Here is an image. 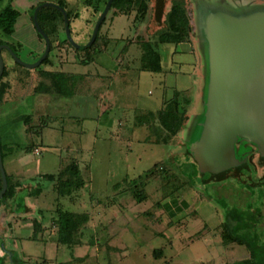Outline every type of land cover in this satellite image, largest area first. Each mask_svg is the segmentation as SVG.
<instances>
[{
    "label": "rangeland",
    "instance_id": "rangeland-1",
    "mask_svg": "<svg viewBox=\"0 0 264 264\" xmlns=\"http://www.w3.org/2000/svg\"><path fill=\"white\" fill-rule=\"evenodd\" d=\"M35 1L37 2V0ZM35 1L14 0V4L21 9L22 15L18 19L16 32L8 36V40H17L23 44L21 50L18 51L19 56L28 63L35 61L38 38L31 19L28 21L29 24L24 27L21 25L30 18L29 9L32 4L36 3ZM44 1L50 2V0ZM169 6L168 3L165 11ZM138 7L137 4H134L130 12L124 15H118L119 12L111 10L101 31V35L108 36L111 41L106 49L100 51L95 59L88 64L78 63L81 57L79 56L77 59L74 52L69 49L70 47H65L70 52L66 57L57 48L58 45L56 46V50L52 53V57H56V59L46 67L66 70L65 72L71 73L64 78L65 87L69 91V94L66 95L68 98L58 97L59 94L54 96L51 92L46 95H43L44 92L42 95L34 94L32 89L38 84L36 79L38 82L41 80L34 78L36 72H30L34 77L31 74L27 78L24 76L23 70H15L17 71L13 76L15 86H18L16 80L19 77L27 78V81L20 84V92L15 91V95H18L11 99L24 97L7 104L5 107H12L7 114L0 113L2 136L0 143L4 154L3 163L9 173H14L10 176L11 184L18 186L22 183L27 186L26 182L31 180V176H35L39 172L56 171L59 160L63 167L72 160H77L80 163L83 177L93 178L91 186L93 189L90 185L82 188L85 192L80 197L81 199H92V205L91 203H81L72 206V196L61 197L58 201V194L52 186L53 184L51 185V181L48 182L50 187L43 186L44 190L40 194L34 191L31 193V190L27 189L22 190L21 186L18 187L21 191L9 198L7 204L12 207L14 204L12 213L25 212L24 205L29 203L28 201L31 199L29 196H31L43 208V213H46V223L47 225L51 224V231H55L52 228L54 225L52 220L57 215L55 208L58 202L64 209L72 211H85L94 206L95 215L98 217V211L105 208L104 200L115 196L124 210L126 218L131 221V223L129 222L130 228L135 230V233L132 231L131 236L128 237L131 239L126 240L130 246L135 245V242L137 244V240L142 239L140 235L147 231L152 235L156 234V238L145 244L144 247L152 244L157 248L166 246L168 250L187 248L182 256L184 259L176 256L172 264H202L207 260H213L219 264H244L243 260L247 255H250L246 245L234 244L227 247L223 239L222 226L219 224L220 218L215 209L218 208L215 201L219 197L216 189H222L229 199L235 200L234 203L237 201L254 202L256 199L254 191L247 188L249 194L244 193L242 196L244 186L239 181L230 178L222 183L202 184L199 177H196L198 185H192L191 181L188 182L187 178L180 173L178 167L181 164L184 165L185 172H187L186 165L189 161L194 162V160L191 157H186L184 153L182 154L180 146H178L180 142L176 138L177 135L173 136L165 130H160V126H155L156 123L159 125L157 119L154 121L156 123L152 122L150 127L136 125V123L145 124L146 118L151 121L153 114L151 110H158L165 98L168 101L167 109L169 110L177 109L176 101L180 102L179 104L183 99L192 101L194 84L192 88L179 91V96L172 95L175 90L171 86L178 84L189 87L195 80L193 72L198 66L194 42L195 32L191 35L190 42L161 43L159 39V35L163 31V29L159 30L162 26L161 23L152 24L154 19L152 12L146 18H135V10ZM84 9L86 8L81 7V12ZM192 11L191 3L189 10L191 22ZM98 15L99 13H96L95 10L87 8L86 13H82L81 16L83 21L85 19L88 24H94ZM80 24L81 22H79V26H81ZM91 27L92 25L89 29ZM74 36L78 43H89V39L84 40L83 35L74 33ZM153 39L160 42L159 50L163 60V70L160 72L150 70L147 66L148 60L143 59L142 56L144 49L141 42ZM40 43L42 44L41 41ZM7 56H5V62L8 65L12 58L8 54ZM90 74L98 75L91 76ZM185 74L190 75V80L187 81L183 78ZM42 81L47 83L48 80L44 78ZM23 90L25 92H22ZM109 103L112 105L110 106ZM189 105L186 106L188 113V108L191 107ZM23 114L30 115L29 125L32 126L40 125V118L48 116L50 120H47L41 136L28 131V124L23 121L10 127H1L9 123L8 119ZM98 115L102 116L101 122L96 118ZM104 119L113 120L114 125L110 129L115 132L117 130L119 136L112 135L109 129L99 127L104 123ZM120 120H122V126L118 124ZM97 129H100L101 132L98 135H93L92 132ZM7 130L11 134L10 138L4 136V132ZM148 134L154 143L142 140ZM111 136L114 138L110 139ZM165 137H169V140L158 144L157 140L161 141ZM33 143L37 144L36 148H39L41 153L26 149ZM172 144L176 146L173 147V150L170 149ZM89 145L91 147H88ZM86 146L93 149L87 150ZM178 155L181 158L178 159ZM155 163H159L160 167L158 176L146 178V173L153 169ZM87 166L92 171H89ZM175 174L183 182L178 189L175 187L177 183ZM36 186H38L37 183ZM137 191L141 195H145L140 201L134 197V192L137 193ZM169 197L185 198L189 201L190 206L180 216V222L175 223L168 220L162 203ZM36 207L39 208V206ZM36 207L33 208L37 210ZM33 208H30V211L35 214ZM16 218L12 221L14 239H11L8 229H4L0 234L1 252L8 251L10 246L14 245L13 248L16 249L14 255L17 258H19L18 254L21 257L26 255L27 258H31V261L38 264L48 258L52 264L56 260L60 262L69 259L71 253L69 246H61L57 249L56 242L50 239L48 231L45 232V236L43 235V240L42 234L35 240L30 239L29 235H32L34 230L31 222ZM93 223L91 221L92 226H94ZM82 234L78 236V239L84 242L85 237ZM134 235L139 237L136 239ZM0 264H8V261L0 260Z\"/></svg>",
    "mask_w": 264,
    "mask_h": 264
},
{
    "label": "water",
    "instance_id": "water-1",
    "mask_svg": "<svg viewBox=\"0 0 264 264\" xmlns=\"http://www.w3.org/2000/svg\"><path fill=\"white\" fill-rule=\"evenodd\" d=\"M112 1L109 0L98 20L88 45L95 40ZM191 3L198 66L189 117L176 138L182 154L190 152L197 161L206 182L220 179L222 171L237 163L238 141L255 144L259 158L264 156V4L252 0H191ZM37 12L38 9L35 26L45 35L48 46L35 66L49 51V40L39 25ZM67 31L72 45L80 47L68 27ZM3 63L0 53V76ZM173 147L176 146L170 145V149ZM0 173L2 198L8 180L1 143Z\"/></svg>",
    "mask_w": 264,
    "mask_h": 264
},
{
    "label": "flooded vegetation",
    "instance_id": "flooded-vegetation-1",
    "mask_svg": "<svg viewBox=\"0 0 264 264\" xmlns=\"http://www.w3.org/2000/svg\"><path fill=\"white\" fill-rule=\"evenodd\" d=\"M31 1H35V0H31ZM72 1L70 0L51 1L50 0V2H47L44 0H37V2L35 1L36 2L35 4L31 5L29 9L30 18L26 22H23L21 27H24L25 25L29 24L28 21L31 19L32 20L31 23L36 28L35 21H34L35 11L36 9H38V12H37V18H38L39 11L41 9H46V8L51 9L52 13H54L53 14L54 18L48 21L47 24L52 27L53 26L55 27L53 31L55 36L53 37V39H51V37L45 32V30L41 26L39 19H38L41 29L48 37L49 51L46 57L43 59V61L40 62L39 65L35 66L34 64L37 63L42 58L48 46V41L45 35L36 28L38 46L36 48L37 56L35 58V61H33L32 63H28V62H25L23 59H21L18 51L21 50V48L23 47V44L17 40H13V41L8 40L9 39L8 36H11L16 32L17 30L16 25L18 23V19L22 15V11L19 7H17L14 4V0H0V10H2L5 6H8V4H11L14 8L18 9L21 13L17 19L15 30L12 34L7 35L0 29V42H1L0 43V53L2 55V59L4 62L3 63L4 64L3 73L0 76V84L1 83L7 84V89H6L4 100L0 104L1 114L2 113L7 114V112L10 111L11 106L5 107L7 104H9L10 102L16 101L19 98L24 97V96H21L14 100L11 99L18 95V94L15 95L14 93L15 91L20 92L19 90L20 84H23V82L27 81V78L31 74L33 75V73H30V72H36V77H34V75L33 77L40 78L41 79L40 81H42L43 77L37 76L40 74V71H43V70L44 71H57L56 69H49L46 67L48 64H52V62H54V60L56 59V57L55 58L52 57V53L56 50L57 45H58L57 48L60 51H62L66 55V57L68 56L67 54H70V52L67 51V48H65L68 46L70 47L69 49L74 52L77 59H79L78 57L80 56V53L79 51L76 50V47L72 45L71 41H69L67 27L69 29L70 36L74 39L75 42H76V39H75L74 33H76V35H79V34L83 35L85 37L84 40L89 39V43L92 40L96 24L98 20L100 19L102 13H104L109 0H83V1L74 0L73 2ZM113 2L114 0L112 1V4L110 6V9L107 15L105 16V18L103 19L102 23L99 26L96 38L99 34V31L101 33L103 25L107 21V18L110 15L109 13H111V10L114 9V12H119L118 8L115 5H113ZM252 2L255 4H260V3L264 4V0H252ZM168 3L170 6L168 10L165 11V8L168 5ZM133 4H137L139 6L138 9L135 10L136 11L135 18H139V19H143L144 17L146 18L147 15L150 14V12H152L154 16L152 24L158 25L161 23L162 26L159 30L163 29V31H165L167 28L166 26L167 15L169 14V11L171 10L172 6L180 4L189 13L190 6H191V0H134ZM142 4L146 5V8L143 10L141 9ZM81 7H85L86 9L82 10L81 12ZM87 8L93 9L95 10L96 13H99V15L96 17L94 24H88L85 21V19L84 21L82 19L81 15L82 13H86ZM161 11L164 12V15H162ZM118 15H124V14L119 12ZM79 22H81L80 24L81 26H79ZM91 25L92 27L91 29H89ZM95 40L92 42V44L95 42ZM40 41L42 42V44L40 43ZM148 41L154 42V39L148 40ZM76 43L77 45H80V46L87 45L86 47H89L92 45V44L88 45L89 43L81 44V43H78V41ZM157 44L158 45L156 46V49L160 52L159 50L160 42H158ZM63 45L65 46L62 47ZM7 54L12 58L11 60H9L8 65H7V62H5V56H7ZM46 59H47V62H44ZM15 70H23L24 76L27 77V78L23 77L22 79L19 77L16 80V84L18 86H15V78L13 79V76H15L16 74L14 72H17ZM37 80L38 79H36V82L39 84L40 81L38 82ZM37 85H35V87ZM35 87L32 89L33 92L35 90ZM22 92H25V90H23ZM34 94H37V93L34 92ZM27 117H30V115L23 114V115H19L18 117L17 116L13 117L11 119H8L9 120L8 124H5L1 127H10L13 124H19L21 121L25 123V120L28 119ZM4 136L6 138H10L11 134L9 130L4 132ZM0 138H2L1 132H0ZM236 152H237L236 154L237 163H235V165L227 169L229 170V172H227V174H223L225 176L224 179L221 178V180L212 181V182L222 183L223 181H226L229 178L239 181V183L244 186V190L241 195L243 196L244 193L248 195L249 193H248L247 188H251L255 193L254 195L256 199L254 200V202L248 201L244 203V201L243 202L237 201V203H234L235 201L234 199L232 198L229 199V197L225 195L224 191L218 188L216 189V192L219 197H217L218 200L216 199L215 201L216 204L218 205V208H215V209L217 210V214L220 218L219 224L222 226V232L224 231L223 227H225L224 226L225 221L227 222V220L229 219L231 223L230 225H232L234 233L236 235L246 237L248 242L251 244V247H248L246 245V248L250 254L248 255L249 258H252L251 250L254 249L255 258L257 260L258 259L264 260V156L262 158H259L258 147L249 141H238L236 143ZM193 163L194 162L189 161L187 166H190ZM5 171H6V175H9L6 168H5ZM196 185H198L197 182L195 183V186ZM2 188H3V180H2L1 189ZM1 199L2 198H0V208H2L3 212L0 214V217L3 214L5 215V213L6 214L9 213V210H8L9 208L2 203L3 200Z\"/></svg>",
    "mask_w": 264,
    "mask_h": 264
},
{
    "label": "trees",
    "instance_id": "trees-1",
    "mask_svg": "<svg viewBox=\"0 0 264 264\" xmlns=\"http://www.w3.org/2000/svg\"><path fill=\"white\" fill-rule=\"evenodd\" d=\"M133 1L134 0H114L113 5H115L120 13H128L130 12V9L133 7ZM146 5L142 4L141 9H145ZM20 11L16 8H14L11 4H8V6H5L2 10H0V29L5 33V34H12L15 30V25L17 22L18 17L20 16ZM54 13H52L51 9L46 8V9H41L38 13V19L45 30V32L53 39L54 35V29L55 27L50 26L47 24L48 21L54 18ZM166 30L163 31L159 35V39L161 43H169V44H181L184 42H190L191 41V35L194 33V28L193 24L190 20V15L187 12V10L182 7L180 4L178 5H173L171 10L169 11V14L167 15V20H166ZM111 39L108 36H102L100 31L99 34L95 40V42L89 46H80L76 47V50L79 51L80 53V59L79 63L81 64H88L89 62L93 61L95 59V56L100 53V51H103L106 49L108 43H110ZM1 43V42H0ZM157 41H144L141 42L143 46V59L148 60V65L150 70L153 71H161L163 69L162 67V56L160 52L156 49ZM47 62V59L44 61ZM71 73L65 72V71H40L39 76H42L43 79L45 78L47 83L40 81V83L35 87L34 92L35 93H40V92H54L57 91L60 94L67 95L69 94V91L65 87V76L70 75ZM6 89H7V84L6 83H1L0 84V104L4 100L5 94H6ZM174 95L179 96L180 92L175 91ZM168 101L167 99L164 100V104H166ZM177 103V109L174 110H169L164 107H161L156 113L152 114V119L151 121L146 118V122L150 123L153 122L154 119H157L159 122L160 130H165L167 131L170 135H177V133L183 128V125L185 121L188 119L189 114L187 112V105L191 103L190 100L183 99L182 103L179 104L180 102L176 101ZM181 106V107H180ZM181 109V110H180ZM28 119L25 120V123L28 124V131L32 134H37L38 136H41L43 134V128L47 124V120L49 119L48 116H42L40 118V125L37 126H32L29 125L30 117H27ZM50 120V119H49ZM158 133V131L156 130ZM161 132V131H160ZM1 139V138H0ZM169 140L168 138H163L161 141L157 140L158 144L162 142H167ZM36 148V144H31L28 147V150H34ZM1 152L2 156L4 158L3 154V149H2V144H1ZM186 157H191L194 160V163L190 166H187L188 168V173L185 172V166L181 164L179 165V171L180 173L185 176L188 180V182L191 181L192 185H195V180L196 177H199L201 180L202 184H207L208 182L212 181H217L225 178L223 174H227L229 170L227 171H222L220 175L222 177L220 179L216 180H210L203 182L202 180V175L201 171L199 169V166L197 165V161L194 159L192 154L190 152H187L185 154ZM177 157V156H176ZM181 158L180 155H178V159ZM184 167V169H183ZM159 163H155L153 165V169L146 173L145 177L148 178L150 176H158L159 174ZM191 169V170H190ZM174 175V174H173ZM11 175H7V180H8V188L3 195L2 199L3 204L7 206L11 212L14 211L12 206H9L7 204L9 198H12L15 196V194L19 190L18 187H22L21 189H27L28 191L31 190V193L42 192L43 186L47 185L49 181L55 182L54 189L58 194V201L60 200L61 197H65L68 195H71L73 190L75 188L81 187L84 185V179L83 176L81 175L80 172V164L77 160H73L71 163L65 165L57 174H42L39 176H35L31 178L30 181L26 182L27 186L23 185L21 183L18 184V186L11 184ZM177 183L175 185L176 189L180 188L183 184V182L180 180V177L176 176ZM178 177V178H177ZM191 177V178H190ZM1 173H0V189L2 187V180H1ZM133 181V180H131ZM38 184V186L35 187V184ZM38 194V195H39ZM31 195V194H30ZM134 197L137 200H142L145 195H141L140 192L137 191V193L134 192ZM30 197V196H29ZM29 203H27L28 205ZM30 205V204H29ZM33 205V204H32ZM60 203L58 202V219H57V224H58V238L57 242L60 245L63 246H69L72 247L76 244H79L81 241L78 239V236L82 234L80 232L81 227L87 223V215L82 214V213H77V212H72L69 210H64L63 207L59 206ZM34 207V206H32ZM34 209V208H33ZM37 210L34 209L36 212L35 217L32 220V225L34 229V234L32 236V239H37V236L39 232L42 229V218L43 214L42 212L36 208ZM24 210H25V205H24ZM22 212L21 214H23ZM26 215V214H25ZM229 219L227 222L225 221L224 223V231L223 233V239L225 242H234L238 244H245L248 247H251V244L248 242L246 237H242L240 235H236L234 233L232 225H230ZM4 226H0V234L4 231L3 229ZM14 247V245H13ZM13 247H10L8 251L1 252L0 260L3 262L8 261V258L10 256V259L8 261V264H12L11 260L14 262L22 263L23 261H20V258H17L15 254V250ZM252 253V258L244 259L243 262L244 264H264V260H257L255 258V252L254 249L251 250ZM8 256V258H7ZM38 264V263H34ZM40 264H48L46 262L40 263ZM204 264H215L214 262H207ZM241 264V263H237Z\"/></svg>",
    "mask_w": 264,
    "mask_h": 264
},
{
    "label": "crops",
    "instance_id": "crops-1",
    "mask_svg": "<svg viewBox=\"0 0 264 264\" xmlns=\"http://www.w3.org/2000/svg\"><path fill=\"white\" fill-rule=\"evenodd\" d=\"M162 67H163V60H162ZM57 71H61V70H57ZM194 72H195V70H194ZM90 75L91 76H94V75L97 76L98 74H90ZM183 78H185V80L188 81V80H190L191 77L189 74H185L183 76ZM193 84H194V82L189 87H188V85L180 86L178 84H176V86H171V87L175 91L178 90V91L182 92L183 89L192 88ZM165 91H166V89H165ZM171 92H173L172 89H171ZM44 93L45 94H43V92L39 93V94L40 95H42V94L46 95V94H49L50 92H44ZM51 93L54 96L59 94L58 97L59 96H62V98L67 97L66 95L60 94L57 91H54ZM173 94H174V92L172 93V95ZM164 100H166V98L163 99L161 107H164L167 109V103L164 104ZM109 105H110V103H109ZM91 107H92V105H91ZM91 107H90V109H91ZM160 108H158V110ZM158 110L157 109L151 110V112L156 113ZM104 112H107V111H104ZM101 117H102L101 115H98L96 117L99 122H101ZM154 121H155V119H154ZM121 122H122V120L119 121V123H118L119 126H122ZM151 123L152 122H150V123L146 122L145 124L136 123V125L137 126L144 125L146 127H150ZM154 123H156V122H154ZM113 125H114L113 120L104 119V123L102 125H100L99 127L102 126L101 129H106V130L109 129V132L112 135H114V136L118 135L119 136V134L117 133V130L115 132L112 129H110V127ZM155 126H158V123H156ZM43 131H44V129H43ZM100 132H101L100 129H97V130H94L92 132V134L94 133L93 135H98V133H100ZM113 138L114 137L111 136L110 139H113ZM142 140L143 141H151L154 143V140L152 141V139H150L149 134ZM159 144H163V142L159 143ZM36 146H37V144H36ZM88 147H91V146L89 145ZM88 147L86 146L87 150L93 149V148H88ZM26 149L28 150V147H26ZM36 149H39V148H35L34 150H36ZM34 150H30V151H34ZM38 151L41 153L40 150H38ZM61 165H62L61 161L59 160V166H58L56 171L42 172V173L39 172L35 176L42 175V174H57L63 168V166H61ZM87 169L89 171H92L91 168L88 166H87ZM80 172H81V175L83 176L82 171H81V167H80ZM8 174L13 175L14 173L8 172ZM35 176H31L30 178H33ZM83 179H84V185L81 187L75 188L73 190L72 194L68 195L69 197L72 196L71 197V200H72L71 205L72 206H76V205L81 204V203H84V204H90L91 203V205H92V199H81L80 197L83 196V193L85 192L84 190H82V188L86 187L87 185H90V187L92 186L93 178L92 177H90V178H84L83 177ZM47 185H45V186H47ZM51 185L54 187L55 182L54 181L51 182ZM47 187H50V185H48ZM29 198H31L28 201L30 203V205L28 204L25 206V210H24L25 212L23 214L18 213V212L12 213L9 210L8 214L5 213V215L4 214L1 215L0 226H4L3 229L10 230V233H11L10 236H11V239L13 240L15 237V235L13 236V232H14V228L12 227L13 219L18 217V218L24 219L25 222H26V220L27 221L29 220V222H31L30 224H32V220L35 217V215H34V212L30 211L31 210L30 208H33L32 206H34V207L39 206L38 209L43 214V218L41 220L43 230H41L39 232L37 238H39L40 237L39 235L42 234L41 238L43 240V238L45 236L44 235L45 232L48 231V232H50V239L56 242L57 249H59L63 245H60L57 242V238H58L57 219L59 217L58 211H57L58 205L55 208L57 211V215L52 220L54 223L52 228H54L55 231L54 230L51 231V224L47 225L46 213H43L44 212L43 208L37 202H35L31 196ZM162 205L164 206L165 212L168 215V220L170 222H175V223L180 222V220H179L180 216H182L183 213L186 212L190 206L189 201L187 199L178 198V197H172V198L169 197L163 201ZM59 206L62 207V205H59ZM104 206H105V208L103 210L98 211V217L95 215V208H93L94 206L91 209H88L85 211H72L69 209H64V210H69L72 212H77V213H82V214L87 215V223L85 225H83L80 229L81 230L80 232H82L84 234L85 240H84V242H80L79 244L72 246V248L70 247L71 253H70L69 259H66V260L60 261V262L58 260H56V262L54 264H172L173 259H175L176 256H178L181 259H184L182 256L185 253V250H187V248L186 249L182 248L180 250H174V249L168 250V248L166 246L157 248V247L152 246V244H150L151 246L149 245L147 247H144L145 244L149 243L150 241H154V239L156 238V234L152 235L147 231L144 232V234L142 233L140 235V237L142 236V239L137 240V244L135 242V245L130 246L128 243H126V240L131 239L128 237L131 236L132 231H134V233H135V230H132V227L130 228L129 225H130L131 221L126 218L127 216H126L124 210L121 208L118 199L115 196H113V198H111V199L104 200ZM0 211L3 212L2 208H0ZM91 221L94 222L93 223L94 226H92ZM33 234H34V230H33L32 235L31 234L29 235L30 239L32 238ZM134 237H136V235H134ZM138 237H136V239ZM220 240H222V237H220ZM225 243H226L227 247L233 246L234 244H238V243H234V242H225ZM239 245H242V244H239ZM10 247H13V245ZM18 255H19L18 257L21 259L20 261H23V262L18 263V262H14L11 260L12 264H34L35 263L34 261H31L32 260L31 258H27L26 255H23L22 257L20 256V254H18ZM0 256H1V251H0ZM7 258H8V256H7ZM248 258L249 257L247 255V257H245V259H248ZM9 259H10V256L8 258V261H9ZM48 260H50V259L49 258L45 259L43 262H46L48 264H52ZM207 262H214L215 264H219L213 260H207L205 262H202V264L207 263ZM199 264H201V263H199Z\"/></svg>",
    "mask_w": 264,
    "mask_h": 264
},
{
    "label": "built area",
    "instance_id": "built-area-1",
    "mask_svg": "<svg viewBox=\"0 0 264 264\" xmlns=\"http://www.w3.org/2000/svg\"><path fill=\"white\" fill-rule=\"evenodd\" d=\"M36 152H39L38 149H36Z\"/></svg>",
    "mask_w": 264,
    "mask_h": 264
}]
</instances>
